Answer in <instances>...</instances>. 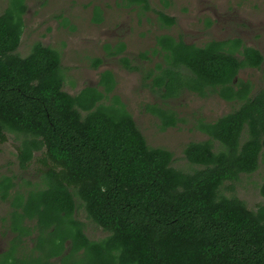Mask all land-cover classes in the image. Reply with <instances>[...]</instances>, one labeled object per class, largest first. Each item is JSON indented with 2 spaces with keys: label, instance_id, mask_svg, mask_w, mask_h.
I'll use <instances>...</instances> for the list:
<instances>
[{
  "label": "trees",
  "instance_id": "16d2710c",
  "mask_svg": "<svg viewBox=\"0 0 264 264\" xmlns=\"http://www.w3.org/2000/svg\"><path fill=\"white\" fill-rule=\"evenodd\" d=\"M120 6L150 11L149 0H121ZM25 12V0H10L0 16V141L10 132L24 136L20 167L41 153L47 170L44 186L26 195L14 193V177H0V199H13L15 235L0 264H264V207L255 212L220 193L225 182L257 171L264 153V90L250 97L252 84L239 79L245 68L261 69L262 53L241 39L197 46L157 37L155 54L166 68L159 66L163 73L155 81L166 87L165 97L186 90L241 102L217 121L197 126L210 137L187 145L185 156L198 168L184 172L173 166L172 152L149 146L118 96L103 103L116 88L111 71L101 75L104 91L88 86L71 95L64 90L58 50L36 43L29 55L17 53ZM94 21H103L99 8ZM159 22L173 27L176 19L161 12ZM125 50L124 44L117 47ZM150 111L162 117V130L176 125L169 111ZM75 199L108 233L105 238L83 233L74 219ZM26 219L38 221L44 248L30 260L17 250V241L32 233ZM66 240L72 249L63 254Z\"/></svg>",
  "mask_w": 264,
  "mask_h": 264
},
{
  "label": "rangeland",
  "instance_id": "374dc122",
  "mask_svg": "<svg viewBox=\"0 0 264 264\" xmlns=\"http://www.w3.org/2000/svg\"><path fill=\"white\" fill-rule=\"evenodd\" d=\"M9 3L10 0H0V16ZM120 3L121 0H25L24 31L17 53L29 55L36 43L58 50L62 55L64 90L71 95H78L88 86L104 91L101 75L111 71L116 88L103 103L110 104L118 96L149 146L169 150L175 168L193 172L198 167L187 160L185 148L192 142L209 139L197 129L199 121H215L237 109L241 102L226 101L218 94L203 98L189 91L165 97L164 87L158 88L155 81L161 76L159 66H164L163 58L155 54L157 37L167 34L197 46L237 38L264 55V0H149L148 12L124 8ZM96 8L102 12L101 23L94 21ZM161 12L174 17L176 24L164 26L159 22ZM120 44L126 46L123 53L117 51ZM96 60L102 61L98 68ZM261 77L262 71L257 69H244L239 74V79L249 80L256 92L262 88ZM150 107L169 111L176 125L162 130V118ZM24 139L10 132L5 141H0V176L14 177L17 188L42 187L47 166L40 161L41 153H35L26 169L20 167L18 154ZM263 183L264 153L257 171L225 182L220 193L243 201L248 209L257 212L264 207ZM7 207L0 200V251L8 242V225L3 220ZM86 234L91 240L108 235L91 220Z\"/></svg>",
  "mask_w": 264,
  "mask_h": 264
},
{
  "label": "flooded vegetation",
  "instance_id": "af4514ba",
  "mask_svg": "<svg viewBox=\"0 0 264 264\" xmlns=\"http://www.w3.org/2000/svg\"><path fill=\"white\" fill-rule=\"evenodd\" d=\"M165 13V12H164ZM167 14V13H166ZM169 16V15H168ZM178 39V38H177ZM237 39V38H236ZM258 50V49H257ZM263 55V54H262ZM264 56V55H263ZM166 68V65L164 64L163 66V70ZM245 69H253V68H245ZM163 70L160 71L161 72V75L163 73ZM244 70V69H243ZM257 70H260L262 71V82H261V85H262V88L260 90H258L256 92V90L254 88H252V92H251V95L250 97H254L257 93H259L260 91L264 90V62L263 64L261 65V69H257ZM241 73V72H240ZM244 81V80H243ZM245 82H250L249 80L248 81H245ZM251 83V82H250ZM164 89H162V92H164V96L167 95V89L165 86H163ZM253 87V85H252ZM186 91V90H185ZM180 92H183L182 90ZM209 95H213L211 93H208V96ZM175 97V96H174ZM168 98H172L171 96H169ZM224 99V98H223ZM225 100V99H224ZM227 101V100H226ZM235 101H238V100H235ZM229 102H233V101H229ZM158 114H156L157 116ZM227 115V114H226ZM159 117H161L160 115H158ZM225 115L219 117V118H222L224 117ZM162 118V117H161ZM218 118V119H219ZM217 119V120H218ZM163 120V119H162ZM215 120V121H217ZM214 122V121H212ZM212 122H206L204 120H200L198 125L199 124H208V123H212ZM197 125V126H198ZM207 137H210L208 136L206 133H204ZM1 177V176H0ZM18 185H16V188H15V191H20L22 194L26 195L28 190L30 189H22V188H17ZM33 188V186L31 187ZM35 188V187H34ZM1 200V199H0ZM3 203H7L8 204V207H7V210L5 212V216L3 218L4 220V223L6 222L7 223V230H8V242L7 244L5 243V249L0 251V254H3L5 255L4 259H6V253L10 250V242L11 240L15 237V235L12 233V230H11V227H12V224H13V221H12V217H11V212L13 211V208H12V204H11V201L12 200H1ZM25 202H27L28 200H24ZM75 203H76V208H75V211H74V219L78 222H81L83 224V228H82V231L83 233L87 236L86 234V231H87V227H88V222H89V218L87 216V214L85 215V211H84V208H83V205L80 201H78L77 199H75ZM38 221L36 220H29V219H26L25 222H24V225L27 226V227H30V230H31V234L30 235H25L21 238V240L19 239L17 241L19 247H18V251L20 252V254H27L28 256H26V259L30 260L32 258H38L40 257V255L43 254V250L44 248H42L38 243L40 241L41 238H39L40 236V232H39V228H38ZM57 225L53 224L52 225V231H54L56 229ZM88 237V236H87ZM30 241L31 244L28 245L27 242ZM7 245V247H6ZM39 245V246H38ZM71 245V240H66L65 241V244H64V249L62 250L63 254H68L72 247L70 246ZM53 247V246H52ZM62 256H59V257H53L51 258V261L52 262H58L60 261ZM23 257H20V259H22ZM6 264H10L8 262H6Z\"/></svg>",
  "mask_w": 264,
  "mask_h": 264
}]
</instances>
